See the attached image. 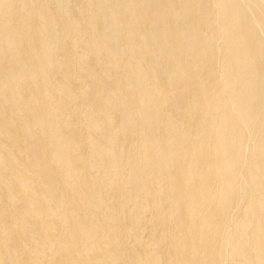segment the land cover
I'll return each instance as SVG.
<instances>
[{
  "label": "bare ground",
  "instance_id": "6f19581e",
  "mask_svg": "<svg viewBox=\"0 0 264 264\" xmlns=\"http://www.w3.org/2000/svg\"><path fill=\"white\" fill-rule=\"evenodd\" d=\"M0 264H264V0H0Z\"/></svg>",
  "mask_w": 264,
  "mask_h": 264
}]
</instances>
